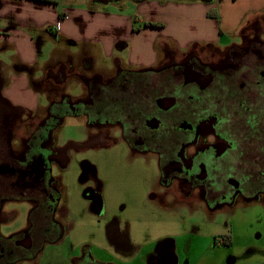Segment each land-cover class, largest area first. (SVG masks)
Here are the masks:
<instances>
[{"label": "flooded vegetation", "instance_id": "af4514ba", "mask_svg": "<svg viewBox=\"0 0 264 264\" xmlns=\"http://www.w3.org/2000/svg\"><path fill=\"white\" fill-rule=\"evenodd\" d=\"M230 38L206 48L214 61L198 48L163 45L164 59L154 67L103 74L90 65L82 72L60 65L48 76L62 88L50 90L47 107L34 113L0 97V227L9 219L6 204L32 207L27 227L9 238L0 233V264H41L46 248L66 234L63 176L84 158L97 168L91 157L109 152L156 167L147 194L162 208L211 216L264 208V18L252 14ZM70 80L83 84L82 97L66 93ZM72 117L85 119L87 133L59 145L56 131ZM84 194L94 197L91 189ZM227 229L218 247L247 250L249 236ZM239 253V264H264ZM72 264L107 263L84 249Z\"/></svg>", "mask_w": 264, "mask_h": 264}, {"label": "rangeland", "instance_id": "374dc122", "mask_svg": "<svg viewBox=\"0 0 264 264\" xmlns=\"http://www.w3.org/2000/svg\"><path fill=\"white\" fill-rule=\"evenodd\" d=\"M151 1L95 0V4L97 8L122 13L136 19L144 17L142 11L138 9V4ZM189 1L215 3L218 8L221 6L223 9L230 8L232 3V0ZM257 13L264 18V13ZM219 19L225 20L222 14ZM230 41L232 38L228 37L223 44ZM39 43L41 47L45 45ZM47 45L55 48L56 54L63 51L75 53L78 49L71 47L68 40L56 39ZM220 45L222 46V44L218 46ZM158 49L162 55H165L161 44H158ZM199 51L205 60L214 61L216 58L214 51L208 53L206 48ZM44 60L41 58L42 63ZM101 63L111 69L115 66L112 60H103ZM65 89L72 99L80 98L85 93L83 84L78 80L67 82ZM45 103L43 98L41 105ZM86 133L85 119L72 117L66 119L55 136L59 145H65L69 141L81 140ZM123 154L119 152L115 155L109 152L92 156V160L100 164L97 168H93L92 163H88L89 158H84L87 163H78L71 173L63 176L65 192L61 206L65 205L68 210V215L62 220L66 228L63 238L65 243L57 251L48 252L45 260L49 263L53 261L50 264H69L70 260L61 261L62 257L67 254L73 255V258L77 257L84 249L90 252L96 262L106 261L104 263L110 264H124L123 259L130 258V255L139 249H142V253L145 251L143 258L147 250H150L146 264H239L236 262L237 259L234 261L239 252L249 257L258 256L261 259L259 262H263V207L253 205L227 216L197 213L193 215L173 210V206L162 208L158 202L153 200L150 202L147 194V188L155 184L152 176L156 167L146 165L144 162L128 163V154L124 151ZM89 189L94 192L93 198H87L84 194ZM31 210L32 207L28 202L6 204L4 213L9 219L1 224V235L9 238L27 227ZM229 225L233 226L240 239L249 236L247 250L241 251V246H235L233 249L218 247L215 240L217 239L218 242V235L226 232ZM115 232L121 238L120 244H112L108 240Z\"/></svg>", "mask_w": 264, "mask_h": 264}, {"label": "crops", "instance_id": "0c3cea01", "mask_svg": "<svg viewBox=\"0 0 264 264\" xmlns=\"http://www.w3.org/2000/svg\"><path fill=\"white\" fill-rule=\"evenodd\" d=\"M138 9L144 17L134 19L97 8L95 0H0V97L34 113L47 107L50 90L62 88L61 82L48 76L60 65L81 72L90 65L96 72L112 73L118 66H157L164 59L158 44L183 50L217 49L252 14L264 13V0H232L224 9L215 3L152 0L140 2ZM56 39L68 40L77 52L56 54L47 45ZM41 58L46 60L42 63ZM103 60H112L114 68L104 66ZM43 98L46 103L41 105ZM64 243L65 239L47 247L41 264L53 263L45 260L46 255ZM148 251L143 258L145 251L139 249L123 259L124 264H146ZM72 256L67 254L61 261L72 264L76 258Z\"/></svg>", "mask_w": 264, "mask_h": 264}, {"label": "trees", "instance_id": "16d2710c", "mask_svg": "<svg viewBox=\"0 0 264 264\" xmlns=\"http://www.w3.org/2000/svg\"><path fill=\"white\" fill-rule=\"evenodd\" d=\"M39 1H44V2H48L49 0H39Z\"/></svg>", "mask_w": 264, "mask_h": 264}]
</instances>
